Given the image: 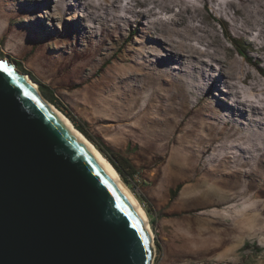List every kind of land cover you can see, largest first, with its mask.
Wrapping results in <instances>:
<instances>
[{
    "label": "rangeland",
    "instance_id": "rangeland-1",
    "mask_svg": "<svg viewBox=\"0 0 264 264\" xmlns=\"http://www.w3.org/2000/svg\"><path fill=\"white\" fill-rule=\"evenodd\" d=\"M40 1L35 6L36 0H0V56L29 72L51 104L45 93L53 91L89 132L135 165L130 185L121 179L150 209L151 264H264L259 199L208 182L207 191L197 188L194 194L181 190V180L157 182L153 163L146 165L141 155L146 146L122 135L143 119L173 134L185 111L179 86L211 118L244 130L236 140L211 147L208 160L221 161L223 172L249 170L246 162L264 150V74L247 57L264 68V0ZM133 28L136 35L118 52ZM161 71L174 87L153 89L149 76ZM100 115L112 121L113 130L106 129L108 120H97ZM191 137L204 151L203 129ZM177 185L182 187L171 199ZM218 200L224 204L207 206Z\"/></svg>",
    "mask_w": 264,
    "mask_h": 264
},
{
    "label": "water",
    "instance_id": "water-1",
    "mask_svg": "<svg viewBox=\"0 0 264 264\" xmlns=\"http://www.w3.org/2000/svg\"><path fill=\"white\" fill-rule=\"evenodd\" d=\"M0 264H151L148 219L94 146L0 56Z\"/></svg>",
    "mask_w": 264,
    "mask_h": 264
},
{
    "label": "trees",
    "instance_id": "trees-1",
    "mask_svg": "<svg viewBox=\"0 0 264 264\" xmlns=\"http://www.w3.org/2000/svg\"><path fill=\"white\" fill-rule=\"evenodd\" d=\"M135 35L136 29L133 28L126 37V40L118 47L117 51H122L124 48L123 44L129 43ZM232 42L235 41L232 39ZM237 49L239 52H246V50L240 48ZM80 55H84V53H80ZM247 57L253 61L264 74V68L258 62V59L249 56V54ZM106 63H103L102 67L106 66ZM155 76L156 77L149 76V81L154 83V85H152L154 87L153 89L158 90V88L160 89L161 87L171 85L174 87L175 84L173 79L166 73L161 71ZM81 83L85 84L86 81L73 84ZM44 86L45 85L42 83L39 85L42 91H44ZM175 89L178 90V93L184 96L183 104L185 111L173 134L167 136L157 129L156 123L143 119L138 125H130L122 135H124V137L128 135L132 137L134 141H141L139 143L143 147L146 146L147 151L141 155L145 160L146 165H151L153 163L155 171L153 173V179L155 181L161 182L162 179H168V181L181 180L183 187L177 185L175 189L172 188L171 199L176 196L180 187H182V191H190L193 194L196 193L195 189L197 188L200 189V191H207L208 188L205 182H208L210 183L209 185L216 186V188L221 190H231L234 191V193H239L240 191L245 190V193L254 195V198L261 201V210L264 216V150L253 154L254 160L252 162H246V167L249 170L242 173L223 172L220 169L223 167L221 161L219 163V160L216 159L208 160L211 147L216 144L236 140L244 130L236 122L219 120L213 117L211 118L210 113L205 110L200 102H194L190 96V91L186 92L184 88L179 86H175ZM45 94L49 97L50 101L72 121L75 127L99 149V151L117 170L123 181L130 185V179L134 173H136L135 165L131 160L120 152L113 150L101 137L89 132L86 124L80 121L77 116L71 112L68 106L64 105L58 98H56L53 91L49 90L48 94ZM96 118L97 120H108V125H105L106 129L113 130V126H110L112 121H110L108 117L100 115ZM199 128H202L206 135L203 142L206 146L204 151L197 150L191 143L192 132ZM184 132L186 137H181L180 133ZM201 181H203V183H200ZM208 197H210V195H208ZM138 198L143 200L141 195H139ZM223 204L224 202L218 200L216 203L207 206L214 205L217 207ZM146 210L147 212H150L149 207H146ZM156 245L160 249L161 246L158 240L156 241ZM254 248L255 251H259L258 246H255Z\"/></svg>",
    "mask_w": 264,
    "mask_h": 264
},
{
    "label": "bare ground",
    "instance_id": "bare-ground-1",
    "mask_svg": "<svg viewBox=\"0 0 264 264\" xmlns=\"http://www.w3.org/2000/svg\"><path fill=\"white\" fill-rule=\"evenodd\" d=\"M43 2L42 1H40V0H36V3H35V6H39V5H41ZM34 10V12H35V10H37V9H33ZM38 23V26H39V28H40V30L41 31H43V32H47L48 30H47V28L45 27V25H43V23L41 22V20L40 21H38L37 22ZM37 23H36V25H37ZM209 45V48L210 47H213L214 46V44L213 43H211V42H209L208 43ZM224 76H225V74H224ZM36 88H37V86H36ZM43 97V96H42ZM44 98V97H43ZM45 99V98H44ZM46 100V99H45ZM47 101V100H46ZM48 102V101H47ZM51 104V103H50ZM53 105V104H52ZM53 107L56 109V110H58L59 112H61L62 113V115L71 123V125H72V127L74 128V129H76L78 132H80L93 146H94V148L100 153V155L104 158V159H106L105 158V156L99 151V149L79 130V129H77L76 127H75V125L72 123V121L61 111V110H59L56 106H54L53 105ZM106 161L109 163V165L112 167V169L115 171V173L117 174V176L119 177V179L122 181V179H121V176L119 175V173L117 172V170L113 167V165L106 159ZM123 182V181H122ZM123 184H124V182H123ZM125 185V184H124ZM126 186V185H125ZM127 187V186H126ZM128 188V187H127ZM129 189V188H128ZM131 192V191H130ZM132 193V192H131ZM133 194V193H132ZM133 196L136 198V196L133 194ZM136 200H137V202L139 203V205L141 206V208L143 209V211L145 212V214H146V216H147V213H146V210H144V208L142 207V205L140 204V202L138 201L139 199H137L136 198ZM147 219H148V216H147ZM147 223L149 224V221H147ZM149 227H150V231H151V234H152V237H153V231H152V229H151V226L149 225Z\"/></svg>",
    "mask_w": 264,
    "mask_h": 264
},
{
    "label": "snow or ice",
    "instance_id": "snow-or-ice-1",
    "mask_svg": "<svg viewBox=\"0 0 264 264\" xmlns=\"http://www.w3.org/2000/svg\"><path fill=\"white\" fill-rule=\"evenodd\" d=\"M0 71L7 73L9 76L13 75L12 68L4 61H0Z\"/></svg>",
    "mask_w": 264,
    "mask_h": 264
}]
</instances>
